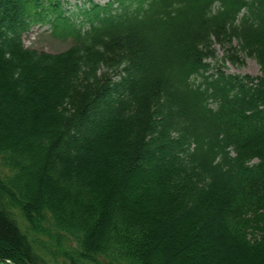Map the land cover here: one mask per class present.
Segmentation results:
<instances>
[{"label": "trees", "instance_id": "trees-1", "mask_svg": "<svg viewBox=\"0 0 264 264\" xmlns=\"http://www.w3.org/2000/svg\"><path fill=\"white\" fill-rule=\"evenodd\" d=\"M87 1L0 0V264H264V0Z\"/></svg>", "mask_w": 264, "mask_h": 264}, {"label": "rangeland", "instance_id": "rangeland-1", "mask_svg": "<svg viewBox=\"0 0 264 264\" xmlns=\"http://www.w3.org/2000/svg\"><path fill=\"white\" fill-rule=\"evenodd\" d=\"M63 8L69 12H77L80 7L87 6V0H61ZM94 2L104 4L108 0H93ZM81 19V18H80ZM24 45L27 48L36 49L38 51H46L50 53H57L66 50L72 44V38L64 39L60 37H56L49 24L38 23L33 25L32 29L24 34L23 37ZM225 55V50L221 47H218V53L216 58L209 59V62L212 65L209 73L217 72L220 68V65L224 62L223 56ZM239 61L236 64L231 63L230 61L225 62V67L222 68L228 74H249L251 76H259L261 75L260 65L255 57L239 53ZM4 130H8L11 132L13 129L11 125L10 128H3ZM0 172L3 175L8 174L7 168H5L0 160ZM51 234L49 236L56 237V232L54 229H48ZM48 238V237H46ZM209 241V240H208ZM55 244V242H53ZM201 248L198 249L197 257L202 256H212L210 259L212 261H217L218 257H222V252L220 248L213 241L206 242L202 244ZM54 249L57 248L56 245L53 246ZM64 251H67L65 246H62ZM211 252H213L211 254ZM60 254V253H59ZM216 254V255H214ZM99 264V263H98ZM100 264H103L102 262Z\"/></svg>", "mask_w": 264, "mask_h": 264}]
</instances>
